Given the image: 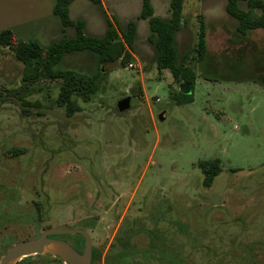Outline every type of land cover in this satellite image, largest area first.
Wrapping results in <instances>:
<instances>
[{"label": "rangeland", "instance_id": "374dc122", "mask_svg": "<svg viewBox=\"0 0 264 264\" xmlns=\"http://www.w3.org/2000/svg\"><path fill=\"white\" fill-rule=\"evenodd\" d=\"M55 1L0 0V29L44 47L59 41ZM102 1L104 8L88 0L71 6V18L84 20L92 37L105 34L107 18L126 30L142 7L141 0ZM199 1L197 8L187 5L176 38L180 59L187 55L198 75L189 105H175L178 84L159 73L143 20L123 68L99 66L90 51L57 65L85 78L103 70L95 94L73 96L79 110L71 116L57 103L63 80L43 76L24 84L23 64L11 49H0V94L8 97L0 105V260L17 243L65 228L90 235L93 264H155L162 256V264H176V257L184 264H264V32L239 41L225 2ZM153 3L167 17L168 0ZM200 14L210 52L203 63L193 52ZM127 97L139 105L121 111ZM19 148L25 150L19 157L7 156ZM216 158L222 172L206 188L200 163ZM63 239L83 251L80 235Z\"/></svg>", "mask_w": 264, "mask_h": 264}, {"label": "trees", "instance_id": "16d2710c", "mask_svg": "<svg viewBox=\"0 0 264 264\" xmlns=\"http://www.w3.org/2000/svg\"><path fill=\"white\" fill-rule=\"evenodd\" d=\"M76 0H56L53 6V14L57 16L62 25V38L44 47L38 41H25L19 39L10 28L0 29V49L9 48L12 50L16 60L23 64L24 70L22 82L30 84L46 76L51 79H61L63 84L60 87L57 103L65 107L68 115L79 110V106L72 98L77 93L82 96H91L99 88V81L103 75L102 68L92 77L76 76L71 71H60L56 69L63 58L74 52L90 51L98 56L99 66L106 64H120L123 68L128 61L133 59L132 51L136 41L137 23L131 20L122 30L117 19L107 18V29L102 37H92L86 33L85 21H73L70 16V9ZM94 5L102 7V0H88ZM187 0H170L168 19L155 15L151 0H142V10L137 17L138 20H147L151 34L149 41L156 48V64L159 71L169 70L172 73L174 82L179 86L186 84L190 87V94H183L180 89L173 94V101L177 106L189 105L194 102V91L198 75L196 70L186 65L188 56L180 59L176 37L181 31L184 19V7ZM226 12L237 21L236 39L247 41L249 33L257 30L264 31V0H225ZM106 14V13H105ZM199 27L197 42L194 48L196 60L203 63L208 60L210 52L207 44V27L203 15H198ZM74 28L75 36L68 37L67 29ZM263 61H264V51ZM259 57L257 54L254 57ZM244 62V61H243ZM245 63V62H244ZM264 67V66H263ZM264 83V74L262 80ZM8 97L0 94V105L5 103ZM23 106H31L28 101L19 98ZM25 152L24 149H13L7 153L8 157L17 158ZM203 174V185L210 188L214 180L221 174V159L216 158L200 163ZM84 242L83 237L80 236ZM127 238H117L118 244H126ZM151 249L157 247L155 239L151 241ZM154 243V244H153ZM169 258V257H167ZM164 256L158 257L160 264ZM170 261V260H169ZM184 264L181 259L174 258V263ZM162 264V263H161ZM169 264V263H168Z\"/></svg>", "mask_w": 264, "mask_h": 264}, {"label": "water", "instance_id": "95a60500", "mask_svg": "<svg viewBox=\"0 0 264 264\" xmlns=\"http://www.w3.org/2000/svg\"><path fill=\"white\" fill-rule=\"evenodd\" d=\"M119 68L120 64H114ZM183 94H190V87L180 85ZM139 101L134 97H127L122 101L121 111H129L136 108ZM168 112L163 113L162 120L168 117ZM80 235L84 239V249L77 251L68 241L51 238V236H75ZM35 255H50L60 258L65 264H92L93 243L90 235L83 229L49 228L44 230L37 238L17 243L10 247L0 260V264H18L22 260Z\"/></svg>", "mask_w": 264, "mask_h": 264}, {"label": "crops", "instance_id": "0c3cea01", "mask_svg": "<svg viewBox=\"0 0 264 264\" xmlns=\"http://www.w3.org/2000/svg\"><path fill=\"white\" fill-rule=\"evenodd\" d=\"M142 1V0H141ZM153 1H155V3H156V0H151V3H152V6H153V8H154V12H155V15L156 16H158V17H160V18H163V19H168L169 18V16H170V14H169V12H168V9H169V3H170V0H168V4H167V13H168V15H167V17H164V16H162L161 14H160V11H159V8L157 9H155V7H154V3H153ZM221 1H224L225 2V11H226V1L225 0H221ZM202 2V1H201ZM201 2L199 1V0H187L186 1V4H185V7H184V19H185V9H186V7H187V5L190 3V4H192L193 6H195L196 8H197V6H199L198 4H200L201 5ZM157 4V3H156ZM102 7L104 8L105 6H104V3H103V1H102ZM101 7V8H102ZM202 7V6H201ZM141 10H142V7H141ZM201 10H202V8H201ZM70 12H71V9H70ZM103 12H106V10H104ZM140 13H141V11H140ZM226 14H227V12H226ZM106 15H107V13H106ZM105 15V16H106ZM140 15V14H139ZM200 15H203L204 16V18H205V22H206V27H207V29H208V23H207V21H206V17H205V15L204 14H200ZM70 16H71V13H70ZM108 16V15H107ZM227 16L229 17V18H231L232 20H234L235 21V24H236V26H235V32H236V27H237V21L234 19V18H232L231 16H229L228 14H227ZM72 19V18H71ZM111 19V18H110ZM73 20V19H72ZM79 20V19H78ZM77 20V21H78ZM81 20V19H80ZM74 21V20H73ZM137 21H140V20H138V19H136V23H137ZM143 21H146L147 23V25H148V28H149V30H150V27H149V23H148V21L147 20H143ZM106 23H107V21H106ZM147 25H145V26H147ZM144 26V27H145ZM143 27V28H144ZM61 29H62V25H61ZM85 30H86V25H85ZM138 31H139V27H138V23H137V32H136V36L138 35ZM258 31H262V30H257V31H253V32H258ZM253 32H251V33H253ZM262 32H264V31H262ZM86 33H87V31H86ZM140 33V32H139ZM251 33H249V35L251 34ZM150 34H151V31H150ZM249 35H248V37H249ZM90 36V35H89ZM94 37V36H93ZM98 37V36H97ZM100 37H102V36H100ZM235 37H236V35H235ZM177 38V37H176ZM237 38V37H236ZM207 41H208V33H207ZM208 49H209V47H208ZM166 71L167 72H169V73H166ZM159 73L160 74H162V73H164V75L165 76H169L170 78H171V82L173 83V81H174V79H173V76H172V73L169 71V70H161V71H159ZM248 80H250L249 78H248ZM178 90L180 89V86L178 85V88H177ZM176 105V104H175Z\"/></svg>", "mask_w": 264, "mask_h": 264}, {"label": "flooded vegetation", "instance_id": "af4514ba", "mask_svg": "<svg viewBox=\"0 0 264 264\" xmlns=\"http://www.w3.org/2000/svg\"><path fill=\"white\" fill-rule=\"evenodd\" d=\"M38 237V236H37ZM37 237H35V238H37ZM63 237H65V236H51V238H55V239H60V240H64L63 239ZM72 245V244H71ZM75 249H76V247L74 246V245H72ZM77 250V249H76ZM78 251V250H77ZM29 260V258H27V259H25V260H22L21 262H19L18 264H28V261ZM62 260L60 259V258H58V264H62ZM92 264H93V258H92Z\"/></svg>", "mask_w": 264, "mask_h": 264}, {"label": "built area", "instance_id": "2783aa9c", "mask_svg": "<svg viewBox=\"0 0 264 264\" xmlns=\"http://www.w3.org/2000/svg\"><path fill=\"white\" fill-rule=\"evenodd\" d=\"M130 67H133V64H130Z\"/></svg>", "mask_w": 264, "mask_h": 264}]
</instances>
